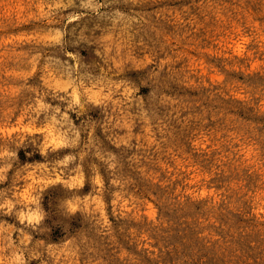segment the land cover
<instances>
[{
    "label": "clouds",
    "instance_id": "9594fccd",
    "mask_svg": "<svg viewBox=\"0 0 264 264\" xmlns=\"http://www.w3.org/2000/svg\"><path fill=\"white\" fill-rule=\"evenodd\" d=\"M258 247L264 0H0V264Z\"/></svg>",
    "mask_w": 264,
    "mask_h": 264
},
{
    "label": "rangeland",
    "instance_id": "374dc122",
    "mask_svg": "<svg viewBox=\"0 0 264 264\" xmlns=\"http://www.w3.org/2000/svg\"><path fill=\"white\" fill-rule=\"evenodd\" d=\"M240 246L245 248V242H241ZM210 252V264H222V258H217L215 251L210 250ZM246 254L253 260V264H258L259 261L264 260V248L258 247L255 252L246 249Z\"/></svg>",
    "mask_w": 264,
    "mask_h": 264
}]
</instances>
